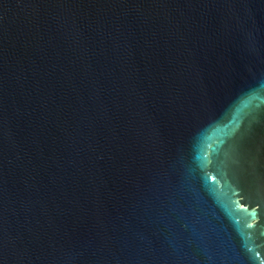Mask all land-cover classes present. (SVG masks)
I'll return each mask as SVG.
<instances>
[{"label": "water", "instance_id": "water-1", "mask_svg": "<svg viewBox=\"0 0 264 264\" xmlns=\"http://www.w3.org/2000/svg\"><path fill=\"white\" fill-rule=\"evenodd\" d=\"M0 264H264V0H0Z\"/></svg>", "mask_w": 264, "mask_h": 264}]
</instances>
